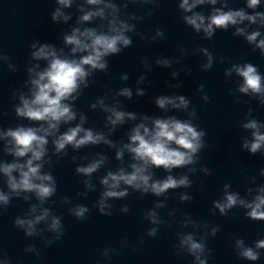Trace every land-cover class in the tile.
Here are the masks:
<instances>
[{
    "label": "clouds",
    "instance_id": "1",
    "mask_svg": "<svg viewBox=\"0 0 264 264\" xmlns=\"http://www.w3.org/2000/svg\"><path fill=\"white\" fill-rule=\"evenodd\" d=\"M75 0H55V8L50 16L53 23H67L73 13L65 11L72 8ZM129 3L140 5H156L158 0H83L76 4L79 15L76 17L75 26H70V31L62 34L64 47L71 46L68 52L64 47L57 48L54 44L34 40L30 45L27 67L28 78L24 80L23 87L13 93L17 101L13 105L16 117L32 122L31 124H17L15 127L0 128V141L4 142L3 150L13 157L11 162L0 161V176L5 178L7 190L0 188V210L6 209L11 200L22 197L25 201L30 199L28 193L35 196L39 202L32 204L22 215L16 216L13 223L21 229L27 237H40L43 232L51 233V237H42L45 246L58 241L64 234L62 217L53 213L50 207H44L46 201L57 192V180L51 171H44L45 164L51 167V160H45L49 151V138L54 146L57 157L66 156L70 146L73 152L88 145H107L115 148V159L121 161V166L115 170L106 169L104 175L97 179L102 187L96 200V207L100 214L112 215V200L123 199L129 191L139 192L141 195L151 193L156 197H164L155 201L154 206L144 212L150 227L147 229L149 237H155L159 227L165 221L161 218L158 209L166 207L167 193L170 189H188L193 181L188 173L197 171L195 165L199 161V154L206 146L204 137L206 132L198 127L193 120L196 118L195 108H190L191 101L182 94L156 95L155 105L167 112L170 108L188 112L189 119H178L174 115L148 116L138 115L135 111H127L121 106L117 97L133 98L131 87H122L111 94L113 103H107L109 95L97 96L88 107L90 110L99 108L106 116L104 128L107 131L85 127L88 117L83 112L76 110L74 102L80 97L84 89L94 82V72H107L109 67L108 57L121 53L133 44L132 35L145 39L144 34L136 31L133 21L142 20V16L135 13H122ZM220 5L217 7V5ZM209 5L210 9L197 10L200 6ZM177 8L182 13V20L191 29L202 33L204 39H212L217 30L227 31L234 29L233 36L242 37L253 49L259 50L264 55V0H244V7L233 8L230 0H177ZM149 10L145 15H150ZM99 20L97 27L85 26ZM164 38V31L155 30L152 40ZM180 57L160 56L155 59V64L164 68H173L180 64L186 54L184 48H179ZM206 57L202 64L203 70L213 67L215 57L206 47L197 49ZM80 54V55H77ZM221 62L224 57L219 58ZM0 61L7 63L11 71H16V65L8 62L6 54L0 53ZM35 61L36 63H33ZM40 61L44 62L41 67ZM151 71L152 65L145 58L141 61ZM184 68L173 69L170 76L175 79ZM235 73L238 78L235 92L255 98L264 105V73L258 66L251 62L233 63L224 70L226 77ZM122 80H128V73H121ZM146 79V73L138 76L135 95H145V89L139 87ZM169 87L179 88L180 83L166 82ZM27 89V93L23 91ZM199 91L204 93V85H199ZM202 99L207 102L209 96L204 93ZM72 125L73 121H77ZM129 121H138L127 132V142L119 144L110 138L118 126ZM62 124L71 125L63 132ZM241 127L250 132V136L243 139L241 148L248 153L264 154V121L252 118L249 109ZM125 153L129 154L130 163L124 165ZM72 161L77 157L72 156ZM81 159L87 163L76 164L75 173L85 177L82 181L84 191L80 195H87L94 191L96 185L92 182L93 173L98 172L105 165L108 157L102 152H96L91 158L85 156ZM191 166V167H190ZM162 167L168 175L155 178L153 168ZM174 168H187V172L178 176L171 174ZM199 171L209 174L206 166H201ZM259 175L264 177V168H260ZM255 184V177L252 178ZM231 184L223 185L222 195L213 200V208L222 216L229 214L233 208H243L244 215L251 220L264 221V182L255 184L247 189V194L242 196L238 191H232ZM178 199L181 202L193 199L187 191H180ZM63 202L71 204L65 196ZM127 204L120 208V212L127 213ZM69 212L78 220H84L89 208L85 204H76L69 208ZM174 211H169V216H174ZM41 223L44 227H39ZM192 226L193 231L176 233L178 238L177 251L187 252L193 258V264H208L212 249L207 247L209 236H216L218 225H209L193 220L187 213L181 221V227ZM203 229V233L199 232ZM142 240V238H141ZM127 244V239L121 241V246ZM236 254L244 260L255 262L264 250V238H259L253 245L246 244L243 238H236L233 243ZM26 252L37 256L40 254L33 244L25 247ZM111 254H117L118 249L105 247L102 251L106 261L111 260ZM0 264H12L7 252L0 250ZM99 264V262H98Z\"/></svg>",
    "mask_w": 264,
    "mask_h": 264
},
{
    "label": "water",
    "instance_id": "2",
    "mask_svg": "<svg viewBox=\"0 0 264 264\" xmlns=\"http://www.w3.org/2000/svg\"><path fill=\"white\" fill-rule=\"evenodd\" d=\"M122 3L123 0H116ZM177 0H158L156 5L129 3L122 13L142 16L143 19L133 21L136 31L144 34L145 39L132 35L133 44L121 53L108 57L109 67L107 72H94V82L84 89L80 97L74 102L76 110L83 112L87 117L85 127H93L107 131L104 128V113L99 108L90 110L88 105L97 96L109 95L107 103H113L111 94L122 87L133 89V98L117 97L121 106L127 111H135L148 116L174 115L178 119H189L187 111L169 109L167 112L158 108L154 103L156 95L182 94L191 101L190 108H195L196 118L193 123L203 128L206 132V142L199 154V161L195 165L197 171L188 173L193 181L188 189H170L167 193L166 207L158 209L161 218L165 221L160 225L155 237L147 235L150 227L144 212L154 206L158 199L151 193L141 195L139 192L129 191L123 199L112 200V215L105 216L94 207L99 193L102 190L97 179L104 175L106 169L115 170L121 166V161L115 159V148L107 145H88L73 152L69 146L66 156L55 155L52 174L57 180V192L45 202L44 207H50L53 213L62 217L64 234L60 240L45 246L42 237H51V233L43 232L38 237L36 247L40 249L39 256L35 255L33 264H193V258L183 251H177L178 231H193L192 226L181 227L184 214L187 213L193 220L200 223L218 225L216 236H209L207 247L212 249L208 264H264V250L258 261L251 262L241 259L233 247L236 238H243L248 245L259 238H264V221L251 220L244 215L243 208H233L229 214L222 216L213 208L212 201L222 195L223 185L231 184L232 191H238L242 196L247 194L249 187L264 182V177L259 175L260 168H264V154L252 155L241 148L244 138L250 132L241 127L246 115L251 109V116L264 121V105L253 98L235 92L238 78L235 73L226 77L224 70L233 63L251 62L258 66L264 73V55L259 50L253 51L247 42L238 36H233L234 29L227 31L217 30L212 39H204L202 33L194 32L182 20V13L177 8ZM220 5L218 4L217 7ZM233 8L244 7V0H230ZM209 5L200 6L197 10L209 11ZM150 15H145L148 11ZM258 10H264L261 6ZM99 20L91 22L90 27H97ZM164 31V38L152 40L155 30ZM184 48L186 54L180 64L173 68H164L155 64V59L160 56L180 57L179 48ZM200 47L208 48L214 55L213 67L203 70L202 64L206 57L197 51ZM224 57V61H220ZM147 59L152 65L149 71L141 62ZM184 68L179 76L173 79L170 72L173 69ZM128 73L129 79L122 80L121 73ZM146 73V79L139 87L145 89V95L137 97L135 88L139 75ZM166 82L173 84L179 82V88L169 87ZM204 85V93L209 96L205 102L204 93L199 91V85ZM77 121H73L74 125ZM129 121L120 125L111 134L110 138L119 142H127V132L134 123ZM71 125L62 124L61 132ZM102 152L108 157L102 168L92 175V182L96 185L94 191L87 195H80L84 191L82 181L85 177L75 173L76 164L87 163L82 157L95 155ZM77 160L72 161V156ZM129 154L125 153L124 165L130 163ZM209 169L205 175L199 171L201 166ZM191 167V166H190ZM155 178H163L168 173L162 168L152 169ZM187 172V168H174L173 176ZM255 177V184L252 178ZM180 191H187L192 195L191 201L181 202L178 199ZM67 196L71 204L63 202ZM76 204H85L89 208L84 220H78L69 212V208ZM127 204L129 211L120 212V208ZM169 211H174V216H169ZM41 228L44 224L41 223ZM203 229L199 232L202 234ZM127 239V244L121 246V241ZM142 238V240H141ZM105 247L118 249L117 254H111V260L106 261L102 255Z\"/></svg>",
    "mask_w": 264,
    "mask_h": 264
}]
</instances>
